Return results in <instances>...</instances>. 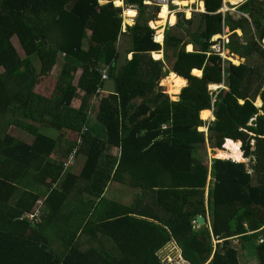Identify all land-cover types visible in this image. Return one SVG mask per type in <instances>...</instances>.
I'll use <instances>...</instances> for the list:
<instances>
[{
    "label": "trees",
    "instance_id": "1",
    "mask_svg": "<svg viewBox=\"0 0 264 264\" xmlns=\"http://www.w3.org/2000/svg\"><path fill=\"white\" fill-rule=\"evenodd\" d=\"M144 1L0 0V264H163L173 241L189 264H243L240 254L264 264V0L226 15L225 0H204V28L191 41L165 31V59L179 51L166 71L188 81L177 101L159 87L165 65L151 57L162 50L149 26L160 6ZM127 7L138 14L123 31ZM179 18L174 26L192 23ZM251 21L256 35L245 42L237 32ZM227 28L225 50L241 65L213 47ZM186 43L200 47L186 52ZM119 53L133 58L120 62ZM57 67L54 94L38 92ZM105 75L113 92L103 91ZM204 110L213 111L209 125ZM227 140L242 143L249 165L206 157ZM72 153L86 158L78 175L65 166ZM113 182L148 210L108 200Z\"/></svg>",
    "mask_w": 264,
    "mask_h": 264
},
{
    "label": "rangeland",
    "instance_id": "2",
    "mask_svg": "<svg viewBox=\"0 0 264 264\" xmlns=\"http://www.w3.org/2000/svg\"><path fill=\"white\" fill-rule=\"evenodd\" d=\"M204 1V0H203ZM229 1H231V0H228V2ZM248 0H237V3L235 4L236 6L235 7H232L231 5L232 4H230L229 3V7H227V6H224V8L221 10V11H223L224 13H225V15L227 14V12L228 11H234V12H238V13H240V11L237 9V6H239V5H242L241 3H246ZM104 3V2H103ZM232 3V2H231ZM163 6V5H162ZM162 6L160 7V10L162 9ZM174 8H176L177 10H178V13H180V12H183V18H179V20H185L186 18H189V17H192V23L191 24H189L187 21H183V22H181V26H174V27H171V26H166V24H169L170 23V25H172L171 24V22H170V20H169V22L168 23H166L161 29H163V31H164V29H166V30H169V32L172 34V35H176L178 38H180V39H182V41L184 42V41H186V40H188V41H191V38H192V35H191V33L192 32H197V33H199L203 28H204V23L202 22L201 23V19H202V13H200V11H198L197 10V5L196 4H190V15L189 16H186V12H185V7H183V5H180V6H173ZM204 7H205V5H204ZM160 12V11H159ZM172 14H174V13H172ZM158 15H159V13H158ZM158 15H157V18H158ZM176 16V15H175ZM171 17V16H170ZM186 17V18H185ZM169 18V17H168ZM177 18V17H176ZM185 18V19H184ZM176 20H178V18L176 19ZM123 22V21H122ZM167 22V21H166ZM150 25V24H149ZM150 27L152 28V26L150 25ZM160 27L161 26H158V29L160 30ZM158 30V31H159ZM158 31L157 30H155V34H156V37H157V34H158ZM233 32L230 30V28H227L226 29V32L225 33H223V34H221L220 35V37H217V38H215V37H213L212 38V40L214 41V40H217L218 42V44L216 45V46H213V47H215V51H223L222 52V54H223V56L225 57V59H227V61L229 60V61H231L232 62V57L233 56H231V53H230V51H226L225 50V42H229L230 41V38H231V34H232ZM241 37H242V40L243 41H247L249 38H252L253 36H255L256 35V27H255V25L253 24V22L251 21L250 22V24L249 25H247V29H246V32L245 31H238L237 32ZM156 37H155V40L157 41V39H156ZM258 37V36H257ZM125 40H126V37H124V36H121V40H120V42H121V45L123 46V50H124V47H127L128 45L127 44H125ZM244 42V43H245ZM13 43L15 44V46L17 47V50H18V52H19V54H20V56L22 57V58H24L26 55H25V53H24V51H23V49H22V46H21V44H20V42H19V39L16 37V36H14L13 37ZM161 43V45L163 46V41L162 42H160ZM192 44V51L194 52V51H196V49H199V45H197L198 43H191ZM86 45H87V43H86ZM262 46H263V49H264V42H263V40H262ZM184 50L186 51V52H188L187 51V46H185L184 47ZM164 52V50H161L160 52ZM225 51H226V53H225ZM189 52H191V51H189ZM179 53V51H175V50H172V51H170L169 52V54H168V57L170 58V62H168L167 60H166V63H167V66H168V69H171V67H172V62L174 61V59H175V55L176 54H178ZM225 53V54H224ZM123 55H125V54H123V53H120V58L123 56ZM162 55H163V58H166V56L162 53ZM238 56V55H237ZM236 56V57H237ZM172 57H174V59H171ZM239 58H241L240 56H238ZM163 58H162V60H163ZM234 58V57H233ZM152 59H154V55H153V57H152ZM257 56H255V61H254V63L255 62H257ZM155 60V59H154ZM243 60V59H242ZM241 59H240V62L242 61ZM61 61H64V57H63V55L61 56V59L59 60V62H61ZM122 60L120 59V62H121ZM243 63V62H242ZM260 64H263L264 65V60L263 61H261L260 62ZM59 65H60V63H59ZM166 66V67H167ZM226 66H228V63H226ZM41 68H42V64H41ZM58 71H59V67H57L49 76V78H47L46 80H44V82H43V84H41V85H39L38 87H37V91L38 92H41V93H43V94H47V96H51V95H53L54 94V92H55V90H56V81H57V73H58ZM168 71V70H167ZM165 69L163 70V75H167L165 78H167L168 76H169V73L167 72ZM168 79V78H167ZM167 79H165L164 81H163V85L165 86H162V83L160 82V84H159V87L161 88V90H162V92L164 93V94H166V95H168L169 96V98L172 100V101H177V100H179V96L177 97V99H173L172 98V95L171 94H169L168 93V89L166 88V81H167ZM225 85V84H224ZM224 85H220V87H218V88H223L224 87ZM113 89H114V82L112 81V79H110V77H109V79L107 80V82H106V85L104 86V88H103V91L104 92H107V91H112L113 92ZM210 89H216V88H213V87H211ZM83 96V93L82 92H80V97H78V99L79 100H81V97ZM78 103H80V102H78ZM77 103V104H78ZM258 107V106H257ZM92 114L93 115H95L94 114V112H92ZM213 118H211V120H212ZM27 121V120H26ZM54 127H52L50 124L48 125V124H45V125H43V127H42V131H44V133H46V134H48V135H52V136H54V137H59V135H58V133H56V131L53 129ZM206 136H208V132H206ZM30 135H26V140L28 141V142H30L31 140H30ZM67 139H68V137H67ZM64 140H66V139H64ZM226 146V145H225ZM255 143H252V147H253V151H255L254 149H255ZM215 151H217V150H215ZM214 150H212L211 148H210V146L208 145L207 146V152H208V155H206V157L208 156V158L211 160V159H214L215 158V155H216V152H215ZM242 154L244 155V153L242 152ZM85 162H86V158L84 157V156H80V157H76V160H74V162H73V166H72V168H71V170L73 171L72 173H74V174H80L81 173V171H82V168H83V165L85 164ZM243 162H245L247 165H249L250 163H251V161H250V159H244V161ZM121 185V184H120ZM117 184H114V183H112L111 184V186L109 187V189H108V191H107V193H109L110 194V196H111V198H112V200L114 199L115 201H114V203L115 204H117V200H121V202H123L124 203V205H126V206H138L139 207V209H141V210H148V208L146 207V206H142V207H140L138 204H136V200L135 199H132V197L131 198H129L128 196H126L125 197V195L123 196V191H121V190H118V192H117V190H116V188H117ZM123 187H126L125 185H123ZM131 192H132V190H131ZM134 192V191H133ZM109 194H108V196H109ZM113 194H115L116 196H114ZM138 194L140 195V193L138 192ZM111 201V200H110ZM136 201V202H135ZM145 201H150V195H149V197H145L144 198V202ZM113 202V201H112ZM39 204H42V201H39ZM120 205H122L123 206V204H120ZM145 205V204H144ZM149 209H153V205L152 206H149ZM135 216H139V215H135ZM204 225V224H203ZM198 226V228H199V225H197ZM44 228L45 229H50L49 228V224L48 225H45L44 226ZM236 242L237 241H235L234 242V244L235 245H237V247H238V249H239V245H238V242H237V244H236ZM166 247H168L169 248V252L168 253H166V254H164V250H162L161 252H160V256H161V258H162V262H163V264H185L184 262H181V261H179L177 258H179V252L176 254V255H174L173 253H175V249H172V245H170V244H168ZM165 249V248H164ZM180 249V248H179ZM181 252V251H180ZM242 254H240V257H241V262L243 263V264H245V260H244V257L243 256H241ZM174 256H175V258H174ZM171 258V259H170ZM182 258H180V260H181ZM173 261V262H172Z\"/></svg>",
    "mask_w": 264,
    "mask_h": 264
},
{
    "label": "bare ground",
    "instance_id": "3",
    "mask_svg": "<svg viewBox=\"0 0 264 264\" xmlns=\"http://www.w3.org/2000/svg\"><path fill=\"white\" fill-rule=\"evenodd\" d=\"M196 1H199L198 4V10L204 11L205 7H204V3L203 0H182L179 2V4L183 5V6H188L190 3H194ZM236 0L233 1V3H235ZM121 4V3H120ZM165 5H163V10L160 12V20L159 21H154V25L157 24H164L166 22L168 18V13H169V7L167 5V8H165ZM187 15H190V8L186 7L185 8ZM134 12L136 14V11L133 9H127L125 12V18H126V22H132V16L130 13ZM164 13V15H161V13ZM124 18V19H125ZM171 22L174 24L176 22V17L174 14L171 15L170 18ZM190 49H192L191 46H188V50L190 51ZM155 59H161V56L159 54H154ZM234 57V58H233ZM231 59L236 63V64H240V58L237 56H233ZM196 73H198V71H195ZM181 81H183V83H181ZM185 85V81L178 77L175 73H171V75L168 77L167 81H166V87L168 89V93L172 95V98L175 99L181 91V88ZM256 106H260V101L259 98L256 100ZM208 113L209 115L205 116L204 113ZM212 117V114L210 111H204L202 112V119L204 120H209ZM200 131H205L204 127L200 128ZM242 143L241 142H235L232 140H228L225 146V151H215L216 155L215 158H224V159H234L237 161H244V155L242 154ZM237 156H239V159H237ZM179 261L184 262L185 264H187V262H185V260L181 259L180 257L177 258ZM173 262V261H172Z\"/></svg>",
    "mask_w": 264,
    "mask_h": 264
},
{
    "label": "crops",
    "instance_id": "4",
    "mask_svg": "<svg viewBox=\"0 0 264 264\" xmlns=\"http://www.w3.org/2000/svg\"><path fill=\"white\" fill-rule=\"evenodd\" d=\"M233 1L234 0H231V2L233 3ZM106 2V1H105ZM122 0H121V4H116V5H118V6H121L122 5ZM203 3H204V1H203ZM237 3V0H236V2L235 3H233V4H236ZM190 4H193V3H190ZM189 4V5H190ZM194 4H196L197 5V10H198V4H199V1H196V2H194ZM243 4V3H242ZM189 5L187 6V7H189ZM163 7V6H162ZM186 8V7H185ZM190 8V7H189ZM127 9H133V10H135L136 11V14L134 15V16H132L131 18H132V22H126V16H125V12H126V10ZM163 10V8L160 10V12ZM185 10V9H184ZM191 10V9H190ZM198 11H200V13H202V12H204V11H201V10H198ZM160 12H159V15H158V19L157 20H154V21H159L160 20ZM185 12H186V10H185ZM137 9L136 8H134V7H127V8H125L124 9V11H123V22L125 23V24H129V25H132V24H134L135 23V18H136V16H137ZM169 14V13H168ZM175 15V14H174ZM186 16H188L187 15V12H186ZM168 17H169V19L171 18L170 17V15H168ZM176 17V16H175ZM125 18V19H124ZM169 19H167L166 21L168 22L169 21ZM177 19V18H176ZM154 21H153V23H154ZM167 22H165L164 24H157V25H154L153 23H152V26H154L155 28H156V30L158 31L159 29H158V26H161L160 27V30L158 31V34H157V36H159L160 37V39L159 40H157V41H159V42H162L163 41V38H164V31H163V29H161ZM170 22H171V20H170ZM172 23V22H171ZM176 23V22H175ZM174 23V24H175ZM238 31H242L241 29L240 30H238ZM220 35L221 34H217V35H215L214 37L215 38H217V37H220ZM120 46H122V45H120ZM185 46H187V51L189 52V50H188V46H191L192 47V44L191 43H186L185 44ZM190 51L191 52H193L192 51V49H190ZM162 53L164 54V52L162 51V52H154L153 54H152V56L154 55V54H159L160 56H161V59H155V57H154V59L155 60H157V61H160V60H162V58H163V55H162ZM120 54V53H119ZM124 54V53H123ZM126 55H128V56H126ZM132 54H126L125 53V55H123L120 59L121 60H123V59H127L128 61L129 60H131L132 59ZM163 60H164V58H163ZM162 60V61H163ZM166 66H167V63L165 64ZM165 70L166 69H168V66L166 67V68H164ZM195 71H198V73L199 72H201V75H197L196 74V72ZM171 73H174V72H171ZM171 73H170V75H171ZM176 74V73H175ZM192 74L194 75V76H197V77H201L202 76V71H200V70H198V69H195V70H193V72H192ZM169 75V76H170ZM177 75V74H176ZM168 76V77H169ZM178 77H180L179 75H177ZM167 77V78H168ZM167 78H165V79H167ZM180 78H182V77H180ZM164 79V80H165ZM184 81H185V85L183 86V87H185L186 85H188V81H186L184 78H182ZM164 80H162L161 81V83H162V86H164L163 85V81ZM217 87H220V86H218V85H216ZM165 87V86H164ZM182 87V88H183ZM217 87H215V88H217ZM167 88V87H166ZM181 88V89H182ZM168 91V90H167ZM180 95V94H179ZM178 95V96H179ZM177 96V97H178ZM177 97L175 98V99H177ZM204 111H210L211 112V114H212V117L211 118H213L212 120H211V118L209 119V121L210 122H212V121H214L215 120V117H214V115H213V111L212 110H204ZM204 111H202V112H204ZM202 112H201V115H200V117H201V119H202ZM206 124H208V120H204V119H202ZM204 129H205V131H206V127H204ZM84 166V165H83ZM73 171L71 170V173H72ZM74 174V173H73ZM75 175H77V174H75ZM114 184H117L118 186H117V188H116V190H117V192H118V190H121V191H123V196L125 195V197L126 196H128L129 198H131L132 197V199H135V196H136V191H134V190H132V192H131V189H129V188H127V187H123V185H120V184H118V183H116V182H113ZM111 186V185H110ZM109 186V187H110ZM109 187H108V189H109ZM108 189L106 190V192H105V197L108 199V200H111V201H115L114 199L112 200V198H111V196H110V194L109 193H107V191H108ZM134 191V192H133ZM108 194H109V196H108ZM114 196H116L115 194H113ZM117 204L118 205H120V204H123L124 205V203L123 202H121V200H117ZM207 221H208V223L210 224V218H209V216L207 217ZM57 230L58 229H56V226H55V229H54V231L52 230V238H53V241L54 242H56V243H59V238H58V236H57ZM235 242V241H234ZM237 243V242H236ZM208 264V263H207Z\"/></svg>",
    "mask_w": 264,
    "mask_h": 264
},
{
    "label": "clouds",
    "instance_id": "5",
    "mask_svg": "<svg viewBox=\"0 0 264 264\" xmlns=\"http://www.w3.org/2000/svg\"><path fill=\"white\" fill-rule=\"evenodd\" d=\"M105 1H107V0H101V3H103V2H105ZM147 1H151V0H147ZM117 2H119V0H117ZM144 3H145V1H144ZM145 4H148V5H157V4H152V3H145ZM242 4V3H241ZM122 5H123V3H122ZM121 5V6H122ZM168 5V7H169V14L168 15H172V13H174L175 15H176V17L177 18H179V14L180 13H183V12H180V13H178V11L177 12H175L174 10L176 9V8H174L173 6L175 5V6H178V4L176 3V4H167ZM179 5H181V4H179ZM232 5H234V6H236L235 4H232ZM118 6V5H117ZM158 6H162V5H158ZM224 6H225V3H224ZM183 7H187V6H183ZM189 7H190V5H189ZM224 8V7H223ZM222 8V9H223ZM124 11V10H123ZM123 11H122V19H123ZM223 12V11H222ZM138 13V12H137ZM161 15H164V13L162 12L161 13ZM137 17V16H136ZM186 18V17H185ZM191 17H189V18H186V19H190ZM158 19V18H157ZM157 19H155V20H157ZM170 20V19H169ZM135 21H136V18H135ZM153 21L154 20H151V21H149V24L152 26V23H153ZM177 21L178 20H176V23H177ZM169 22V21H168ZM167 22V23H168ZM176 23L175 24H173V23H171L172 25H170V23L169 24H166V26H174V25H176ZM126 25H129V24H125L124 22H122V29H123V31L125 30V28H126ZM133 25V24H132ZM149 25V26H150ZM152 29L154 30V40H155V37H156V34H155V30H156V28L154 27V26H152ZM167 29V28H166ZM166 29H164V38H163V46H162V50H164L163 49V47H164V39H165V31H166ZM240 30V29H239ZM242 30V29H241ZM243 32V31H242ZM156 39L157 40H159L160 39V37L159 36H157L156 37ZM156 41V40H155ZM156 42H158V43H160L159 41H156ZM263 42H264V39H263ZM161 44V43H160ZM160 52V51H159ZM225 53H226V51H225ZM224 53V54H225ZM153 54V53H152ZM152 54H151V57H153L152 56ZM126 56H128V55H126ZM236 56V55H235ZM239 56V55H238ZM132 58H133V56H132ZM224 58V60H226L227 61V59H225V57H223ZM241 59V58H240ZM132 60V59H131ZM242 60V59H241ZM155 61H157V60H155ZM157 62H162V63H164V65L166 64V59L164 58V60L162 61V60H160V61H157ZM232 62L235 64V65H241L242 64V62L244 63L245 62V59H243L241 62H240V64H236L233 60H232ZM165 68H166V65H165ZM166 70H168V69H166ZM170 70V69H169ZM170 73L171 72H169V75H170ZM165 79V78H164ZM164 79H162V80H164ZM161 80V81H162ZM181 83H183V81H181ZM218 86H220V85H218ZM225 87V86H224ZM211 88V87H210ZM218 89H220V88H216V89H211V91H217ZM262 101V100H261ZM262 105H263V102H262ZM262 105H261V107H262ZM211 122L208 120V124H206V125H209ZM200 130V129H199ZM202 132H208V127L206 126V131H202ZM228 141V140H227ZM227 143V142H226ZM226 145V144H225ZM241 150H242V148H241ZM217 151H220V150H217ZM223 151H225V146H224V148H223ZM70 157V156H69ZM215 159V158H214ZM244 159H246L245 157H244ZM232 160H234V159H232ZM68 161V160H67ZM237 161V160H236ZM67 163V162H66ZM205 217V216H204ZM206 218V217H205ZM207 223V219H206V222H205V224ZM208 225H210L209 223H208ZM179 247V246H178ZM181 250V249H180ZM181 253H182V251H181ZM181 258H182V254H181ZM183 259V258H182ZM184 260V259H183ZM186 262V261H185ZM187 264H189L188 262H187Z\"/></svg>",
    "mask_w": 264,
    "mask_h": 264
},
{
    "label": "built area",
    "instance_id": "6",
    "mask_svg": "<svg viewBox=\"0 0 264 264\" xmlns=\"http://www.w3.org/2000/svg\"><path fill=\"white\" fill-rule=\"evenodd\" d=\"M180 1H182V0H151V1H147V0H145V3H152V4H157V5H164V4H178V6H180L179 5V2ZM229 3L230 4H233V3H231V1H229L228 2V0H225V6H227V7H229ZM175 12H177L178 10L177 9H175L174 10ZM105 80H107V79H109V76H107V75H105ZM74 160H76V155H75V153H72L71 155H70V157H69V159H68V161H67V163H66V168H69V167H72L73 166V162H74ZM31 219L32 218H34L35 217V214H33V213H30L29 215H28ZM173 243V247H172V249H174V248H177V250H178V252H179V257L181 258V250L179 249V247H178V245L176 244V242L175 241H173L172 242ZM175 246V247H174ZM177 250L175 251V253H173L174 255H176L177 254ZM169 252V248L168 247H166V250L164 251V254H166V253H168ZM174 258H175V256H174ZM171 259V258H170Z\"/></svg>",
    "mask_w": 264,
    "mask_h": 264
},
{
    "label": "water",
    "instance_id": "7",
    "mask_svg": "<svg viewBox=\"0 0 264 264\" xmlns=\"http://www.w3.org/2000/svg\"><path fill=\"white\" fill-rule=\"evenodd\" d=\"M121 16H122V14H121ZM237 56V55H236ZM196 222L199 224V225H203V224H205V222H206V218L203 216V215H201V214H199V215H197V217H196ZM170 245H173V243H170ZM175 247V246H174ZM175 250H177V248H174ZM164 251L166 250V247H165V249H163ZM177 253H178V250H177Z\"/></svg>",
    "mask_w": 264,
    "mask_h": 264
},
{
    "label": "snow or ice",
    "instance_id": "8",
    "mask_svg": "<svg viewBox=\"0 0 264 264\" xmlns=\"http://www.w3.org/2000/svg\"><path fill=\"white\" fill-rule=\"evenodd\" d=\"M115 3H116V4H120V3H121V0H119V2H117V0H115ZM165 8H167V5H165ZM130 14H131V15H135L134 12H132V13H130ZM197 75H199V73H197ZM211 87L215 88V87H217V86H216V85H211ZM241 103H243V101H241ZM204 115L207 116V115H209V114L206 112V113H204ZM237 159H239V156H237Z\"/></svg>",
    "mask_w": 264,
    "mask_h": 264
}]
</instances>
